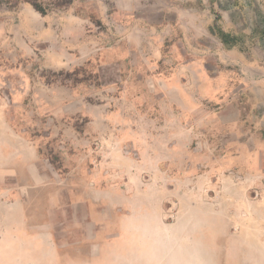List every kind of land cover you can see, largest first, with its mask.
Masks as SVG:
<instances>
[{"label":"rangeland","instance_id":"obj_1","mask_svg":"<svg viewBox=\"0 0 264 264\" xmlns=\"http://www.w3.org/2000/svg\"><path fill=\"white\" fill-rule=\"evenodd\" d=\"M202 50L208 66L264 58V0H0V264H264L261 195L196 168L195 134L162 100ZM166 112L176 133L153 143L171 180L103 176Z\"/></svg>","mask_w":264,"mask_h":264},{"label":"crops","instance_id":"obj_2","mask_svg":"<svg viewBox=\"0 0 264 264\" xmlns=\"http://www.w3.org/2000/svg\"><path fill=\"white\" fill-rule=\"evenodd\" d=\"M201 52L196 54L193 62L186 60L176 67L171 82L162 89V100L174 113L179 111L178 121L183 130H193L195 137L190 147H193L191 151L197 153L196 168L207 166L212 168L213 176L229 174L242 179L249 187L255 188V192L264 200V58H242L225 50L224 55L217 53L219 57L214 58L211 66H208L204 50ZM258 53L263 55L264 50ZM189 72L196 74L195 90L190 89ZM174 90L179 93L178 99L171 96ZM149 120H153L156 125L164 124V127L142 132L143 128L133 126L129 143L136 156L130 158L121 147L112 148L110 159L103 167V176L106 174L109 178V171L113 170L116 176L120 173L122 176L140 177L135 189L148 181L144 174L150 170H159L166 182L171 180L163 172L171 159L167 156L162 158L153 139L163 136L172 138L176 133L172 127L176 119L166 112L164 115L150 114ZM157 129L158 133L150 138L148 144L141 143V135L151 136L150 132ZM171 143L172 140L168 144ZM206 155L211 158L210 163H206ZM18 158L23 160L25 166L28 165L27 172L30 171L31 177L37 180L36 177L42 172L36 163L31 167L29 153L21 151ZM6 172L10 174L8 170ZM16 173L14 170L13 174ZM89 182L94 181L89 179Z\"/></svg>","mask_w":264,"mask_h":264}]
</instances>
